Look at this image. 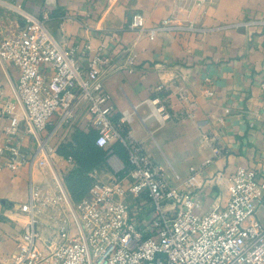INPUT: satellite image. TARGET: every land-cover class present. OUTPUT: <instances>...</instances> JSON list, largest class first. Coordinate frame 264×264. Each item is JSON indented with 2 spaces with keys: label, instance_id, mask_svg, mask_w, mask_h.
Masks as SVG:
<instances>
[{
  "label": "built area",
  "instance_id": "2783aa9c",
  "mask_svg": "<svg viewBox=\"0 0 264 264\" xmlns=\"http://www.w3.org/2000/svg\"><path fill=\"white\" fill-rule=\"evenodd\" d=\"M0 7L19 16L17 30L0 44V59L18 71V103L0 86V119L6 121L0 172L3 168L16 172L23 167L49 166L58 149L50 145L52 133L47 137L43 133L49 126H54L55 133L72 125L75 114L82 110L91 118L96 146L110 149L114 140L125 148L129 163L128 167L117 165L113 150L109 151L107 163L114 174L105 182H94L78 203L70 199L58 177L45 187L32 186L28 201L19 206L24 220L19 248L10 257L0 256V264H264V223L257 217L264 207V180L257 170L238 167L228 172L225 205L197 213L200 201L194 199L197 180L192 173H202L224 155L221 139L203 132L211 156L200 168H191L187 179L171 177L133 137L125 121H118L105 91V59L91 56L92 48L86 44L82 53L87 67L81 65L79 47H68L53 35L50 12L27 13L3 0ZM234 26L260 27L264 33V19ZM129 28L151 40L163 33L204 31L193 22L184 24L172 17L147 28L139 12L132 16ZM261 85L264 89V82ZM174 88L184 104L181 111L169 109L159 96L146 101L160 124L195 116L197 103L187 89ZM156 90L170 89L159 86ZM25 138L35 144L33 149L24 148ZM66 161L74 166L71 157ZM141 196L150 205L146 223L133 221L127 204L128 198Z\"/></svg>",
  "mask_w": 264,
  "mask_h": 264
},
{
  "label": "crops",
  "instance_id": "0c3cea01",
  "mask_svg": "<svg viewBox=\"0 0 264 264\" xmlns=\"http://www.w3.org/2000/svg\"><path fill=\"white\" fill-rule=\"evenodd\" d=\"M3 1L21 6L27 13L50 12L53 35L68 47H79L77 58L84 67L87 60L82 51L86 44L92 48L91 56L106 60L105 91L111 97L118 121L130 126L133 137L171 177L187 179L191 168H200L211 156L202 140L203 132L221 139L224 155L202 173H192L197 180L194 199L200 201L197 213L206 214L225 205L224 177L235 168L257 170L264 180V33L260 27L234 26L263 20L264 0ZM1 12L11 15L16 25V13L4 9ZM137 12L143 14L147 28L172 17L184 24L193 22L204 31L163 33L151 40L147 34L129 28ZM17 82L15 66L0 59V86L18 103ZM159 86L170 90L158 92ZM176 86L187 89L197 103L195 116L160 124L146 101L159 96L169 109L181 111L184 104L177 98ZM208 91L212 95L207 96ZM5 124L0 119V146ZM91 126L89 114L82 110L75 114L72 125L55 133L54 126H49L43 135L52 133L50 145L59 149L77 132L94 133ZM114 143L111 140V147ZM23 145L27 150L35 146L29 138L24 139ZM50 161L44 169L1 170L0 256L10 257L19 248L24 225L19 206L28 201L31 187H45L55 177L66 187V177L74 166L59 153L52 155ZM113 161L119 166L124 164L115 152ZM95 173L97 170L94 177ZM127 204L133 221H148L150 205L146 196L130 197ZM257 217L264 223V207ZM42 233H47L45 228Z\"/></svg>",
  "mask_w": 264,
  "mask_h": 264
},
{
  "label": "trees",
  "instance_id": "16d2710c",
  "mask_svg": "<svg viewBox=\"0 0 264 264\" xmlns=\"http://www.w3.org/2000/svg\"><path fill=\"white\" fill-rule=\"evenodd\" d=\"M95 133L83 134L77 132L71 141L61 144L58 153L65 159L71 157L74 168L66 177V187L71 199L81 202L89 193L92 186L91 173L101 164H106L109 159V151L113 150L125 166H129L127 152L119 143H115L110 149H102L96 146Z\"/></svg>",
  "mask_w": 264,
  "mask_h": 264
},
{
  "label": "rangeland",
  "instance_id": "374dc122",
  "mask_svg": "<svg viewBox=\"0 0 264 264\" xmlns=\"http://www.w3.org/2000/svg\"><path fill=\"white\" fill-rule=\"evenodd\" d=\"M1 11H2V9L0 7V44H1V42H3L4 38L6 36H8V33L17 29V26L14 23H12L13 17L11 15L10 16L5 15V13H3ZM4 11H6V10L4 9ZM14 16H15V14H14ZM9 27H13L11 29H14V30H11ZM128 128H130V126H128ZM95 170H97V173H95V177L92 178V180H91L92 183H94L96 181H104L105 182L111 177V175L113 173V170L108 165V163L99 165L98 167H96Z\"/></svg>",
  "mask_w": 264,
  "mask_h": 264
}]
</instances>
